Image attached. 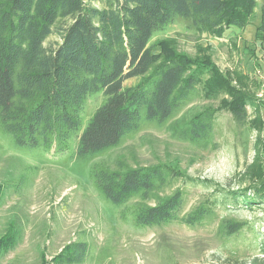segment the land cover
<instances>
[{
	"label": "rangeland",
	"instance_id": "rangeland-1",
	"mask_svg": "<svg viewBox=\"0 0 264 264\" xmlns=\"http://www.w3.org/2000/svg\"><path fill=\"white\" fill-rule=\"evenodd\" d=\"M260 22L259 8L247 27H232L222 37L200 32L182 17L155 32L150 45L158 61L184 56L196 76L204 71V81L168 119L159 122L143 115L135 130L99 153L79 157L76 136L62 153L19 146L0 131V264H52L78 242L88 244L83 264H252L254 259L264 264V204L236 206L228 196L249 185L264 186ZM59 41L52 35L45 45L55 47ZM204 64L215 65L239 88L255 91L254 107L244 105L242 97L235 101L244 106V120L222 107L236 93L206 94L205 80L211 73ZM241 74L249 84L237 83ZM140 80L131 79L126 85ZM104 98L100 92L89 98L83 126ZM210 111L216 112L212 130L206 138L193 140L190 127ZM99 162L126 169L172 168L182 178H170L165 186L156 183L147 202L155 205L182 189L181 215L199 207L208 206L209 211L195 225L175 220L141 226L131 213L140 197L115 205L96 188L89 172ZM236 220L248 224L237 234H227L226 224Z\"/></svg>",
	"mask_w": 264,
	"mask_h": 264
},
{
	"label": "trees",
	"instance_id": "trees-1",
	"mask_svg": "<svg viewBox=\"0 0 264 264\" xmlns=\"http://www.w3.org/2000/svg\"><path fill=\"white\" fill-rule=\"evenodd\" d=\"M259 8L257 32L264 44V0H0V131L19 146L62 153L76 136V153L82 158L115 146L139 126L143 115L159 122L168 119L203 80L204 71L196 76L184 56L158 61L150 45L155 32L182 17L194 29L222 37L232 27H247ZM52 35L60 41L47 47ZM204 66L211 73L205 80L206 94L236 93L222 107L244 120V106H236L235 101L242 97L244 105L254 107L255 91L234 85L215 65ZM135 78L141 80L126 85ZM248 82L242 74L237 80L239 85ZM99 92L104 101L83 126L85 106ZM215 114L210 111L194 122L189 136L206 138ZM89 174L99 192L115 205L140 197L131 213L141 226L175 220L195 225L210 208L181 215L182 189L150 205L148 194L156 183L165 186L170 178H182L169 167L126 169L99 162ZM228 196L236 206H261L264 186L249 185ZM247 224L228 222L226 232L237 234ZM71 248L52 264L85 263L88 244L78 242Z\"/></svg>",
	"mask_w": 264,
	"mask_h": 264
},
{
	"label": "built area",
	"instance_id": "built-area-1",
	"mask_svg": "<svg viewBox=\"0 0 264 264\" xmlns=\"http://www.w3.org/2000/svg\"><path fill=\"white\" fill-rule=\"evenodd\" d=\"M262 94V93H261Z\"/></svg>",
	"mask_w": 264,
	"mask_h": 264
}]
</instances>
